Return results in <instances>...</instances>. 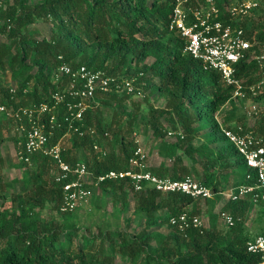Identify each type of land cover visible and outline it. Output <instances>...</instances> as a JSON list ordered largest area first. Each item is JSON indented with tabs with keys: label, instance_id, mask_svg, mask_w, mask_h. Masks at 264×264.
<instances>
[{
	"label": "trees",
	"instance_id": "1",
	"mask_svg": "<svg viewBox=\"0 0 264 264\" xmlns=\"http://www.w3.org/2000/svg\"><path fill=\"white\" fill-rule=\"evenodd\" d=\"M261 2L264 4V0ZM170 7V0H3L0 35L5 40L0 41V104L15 111L39 102L50 103L51 93L60 90L67 80L62 75L54 81V70L61 62L72 69L83 65L111 76H135L143 82V91L149 87V92L164 100L161 107L147 108L145 126L158 140L156 153L161 160L157 165H146L145 169L172 179L192 173L199 183L207 186L213 194L201 200L208 226L179 231L168 222L181 212L199 215L201 209L193 205L197 198L180 192L160 193L145 183L140 191H133L127 178L103 179L90 186L89 209L95 207L92 201L100 195L99 207L110 199L111 217L118 219L126 210L130 192L135 196L131 214L142 221L143 228L127 234L101 224L96 235H79L80 246L73 248L72 238L80 229L76 220L79 206L67 212L58 210L60 186L50 175L54 161L35 152L29 155L28 162L16 159L18 162L10 164L21 170V190L6 193L7 185L14 180H0V264H114L115 256L128 264L258 261L257 255L246 251L245 243L258 234L264 235V189L257 190L254 201L249 195L229 200L218 194L254 181L252 171V178L245 179L249 169L224 138L214 118L228 102L231 107L222 123L226 128L234 127L235 124H228L235 111L229 100L230 87L223 84L217 72L203 69L183 51V40L167 28ZM38 20L49 24L47 36L38 37V32L29 28ZM240 23L249 35L254 33L255 44L249 50L264 52L261 48L264 21L257 10ZM5 71L13 87L4 85ZM256 71L254 60L242 59L235 64V75L246 84L257 78ZM139 72L141 76L137 75ZM244 100L257 102L262 108L252 115H258L252 125L247 127L245 122L238 125L259 137L264 148V86L256 95L239 101ZM66 101L72 98L65 96L63 102L46 113L54 115L48 144L67 131ZM125 101L133 109L138 105L120 92H95L81 120L71 119L81 133L70 131L69 146L61 150V158L68 163L83 162L93 177L108 170L132 168L128 159L137 145L128 135L136 124L132 110H124ZM104 108L110 110L109 118L103 116ZM44 121L47 123L46 117ZM22 122L27 126L25 120ZM6 123L12 124L13 133L11 137L0 134V144L9 139L16 155L22 144L15 129L18 121L0 112V131ZM201 130L202 140L194 145L192 141ZM183 155L189 166L181 164ZM163 159L169 160V167ZM3 161L0 156V165ZM222 198L224 202L217 212L226 211L233 218L232 225L224 229L216 226L217 213L213 210ZM254 205L257 208L250 229L255 233L252 236L244 226V218ZM46 207L50 210L47 219L43 217Z\"/></svg>",
	"mask_w": 264,
	"mask_h": 264
},
{
	"label": "built area",
	"instance_id": "2",
	"mask_svg": "<svg viewBox=\"0 0 264 264\" xmlns=\"http://www.w3.org/2000/svg\"><path fill=\"white\" fill-rule=\"evenodd\" d=\"M219 1L170 0L167 28L173 30L183 40V51L197 60L203 69L214 70L219 74L223 84L230 87L229 100L239 101L249 95H256L264 86V52L254 53L249 50L255 44L254 33L249 35L240 23L245 17L252 15L254 10H257V15H260L261 20L264 21V4L261 0L234 2L221 0L218 3ZM242 59L254 60L256 63L257 78L248 84L235 75V64ZM62 75L67 77V80L60 90L51 93L50 103L39 102L15 111L6 110L0 104V112L4 111L6 115L18 121L15 129L22 137V144L15 155L16 159L28 162L30 154L39 152L54 161L50 175L60 186L61 198L58 205L60 212L72 211L77 206L87 203L91 193L90 186L96 185V182L103 179L127 178L133 191H140L142 184L145 183L160 193L180 192L197 199H204L213 194L207 186L188 174L179 179H172L149 172L145 169L146 153L138 145L128 159L132 168L108 170L96 177L92 176L91 171L81 161L65 162L60 156L61 150L64 149L59 145L60 137L70 133L71 130L79 131V126L72 125L71 119L81 120L82 112L89 106V101L93 100L95 92L116 91L131 98H142L144 91L143 82L137 81L135 76H111L103 70H92L83 65L72 69L65 62H61L54 70V81H58ZM137 75L142 74L139 72ZM65 96L72 98V101L64 103L68 111L64 117L67 131L54 143L48 144L54 115H46V113L63 102ZM246 108L249 115L258 111L253 101H250ZM43 117H46L47 123ZM22 120L26 121L27 126ZM220 131L249 169L245 179L252 178V171L254 181L250 184H238L218 194H224L229 200H237L249 195L254 201L258 196L257 190L264 189V148L261 139L253 135L250 130H243L238 124L232 128L220 127ZM217 214L225 226L232 225L233 218L230 213L219 211ZM168 222L179 231H184L188 227H203L198 215H187L185 212L170 217ZM245 249L258 256L255 264H264V235L258 234L246 241Z\"/></svg>",
	"mask_w": 264,
	"mask_h": 264
},
{
	"label": "rangeland",
	"instance_id": "3",
	"mask_svg": "<svg viewBox=\"0 0 264 264\" xmlns=\"http://www.w3.org/2000/svg\"><path fill=\"white\" fill-rule=\"evenodd\" d=\"M230 1H235V0H230ZM2 2H3V0H0V4ZM0 24H1V20H0ZM29 28L36 30L38 32V37H41V36L43 37V36L48 35L49 24L43 20H38V21H35L34 23H32L31 25H29ZM2 40H5V37L3 35H0V41H2ZM261 48L264 51V45ZM146 62L148 63L149 59ZM4 79L6 80V82H4V85H8L9 87L10 86L13 87V84L10 82L9 75H8L7 71H5ZM149 89H150L149 87L144 88V97L145 98H143V97L142 98H132V100L136 101L138 104L136 108L133 109L130 102L125 101L124 102V110H125V112H128V111L130 112L132 110V114L134 115V123L136 124V126H133V128H134L133 132L130 135H128L129 138L132 139L135 142V144L138 145L139 147H141V149L146 153V158H145L146 165L154 166V165H157L159 163V161L161 160V158L156 153L158 140L150 134L149 130L146 129L145 121L147 118L148 106L161 107V106H163L164 100L161 96L157 95L156 93L149 92ZM249 102H250L249 100H244L243 102L232 101V104L235 107V111H234L232 117L230 119H228V124H239L241 122H245L247 127L252 125L254 119L258 115L254 117L252 115L247 114L246 106ZM255 104H256L257 108L259 110H261L260 109V108H262L261 105H259V103L257 104V102H255ZM230 105L231 104H229V103L224 104L223 106H221V108L214 115V118L219 123L220 127H224L222 120L224 118L226 119V117L228 116V112H229L230 107H231ZM102 114L106 118H109L110 117V110L107 108H104L102 111ZM120 118L122 120H124V117H122V115H120ZM162 122H163V120H162ZM195 124H200V122H197ZM202 132H203V130L199 131L198 135L193 139L192 143L194 145L201 142ZM12 133H13V126H12V124L9 125L7 123H6V126L3 127L0 131V134L2 137H6V136L11 137ZM69 136H70V133L68 132L64 136L60 137L59 145L62 148H66L69 146ZM168 136L170 137V135H168ZM168 136L166 138H168ZM171 139H173V138H171ZM177 152L182 155L181 150H177ZM14 153L15 152H14L13 145L9 139L4 140L0 144V156L4 160L2 165H0V180L5 181V182H9L10 180H14L12 182L10 181V183L7 185L6 191H5L6 193H9L11 190L12 191L21 190V187H22V183H21V179H20V175H21L20 168L17 166L12 167L10 165V164L16 163V161H17ZM163 161L165 162L166 166H168V167L170 166L169 160L163 159ZM181 164H183L185 166H189L188 158H186L184 155L182 156ZM187 174L195 179V177L192 173H187ZM45 178H46V180H49L48 176H46ZM220 196L226 198V196L224 194L223 195L221 194ZM224 198H222L215 205V207L213 209L214 212L217 213L220 205L224 202ZM126 199H127L126 210L120 215V217L118 219H113L111 217V214H112L111 212L113 210V206H112L110 199H106L105 201H103L102 207H99L100 206L99 204L101 202L100 201L101 200L100 195L96 196L95 199L92 201V202H94L95 207H93L91 210L89 209V206H88L89 205L88 203L90 201V197H89L87 203L79 206L78 210H77L76 220H77L78 226H80V229H78L76 231L75 237L72 238L73 248L80 246L81 242H80V237H78L79 235H82V234H84V235L89 234L90 235L91 233L96 235L97 226L101 225V224H106L107 226H110V228H117V229L119 228L124 233H127V234H133V233H136L139 230H141L143 228L142 221L139 218L134 217L131 214L133 204L135 202L134 194H131L129 192ZM193 205H195L201 209V212L198 215V217L200 219L201 225L203 227H207L209 224V221H208V217L206 215V212L204 210L205 204H204L203 200L196 199L195 202L193 203ZM188 208H189V206L187 207V209ZM256 208H257V205H254L250 210H248V212L245 214V218H244V226L247 229H249V234H251L252 236H254L255 233H253V231H251L250 229L252 228L251 224H252V220H253ZM43 217L45 219L50 217V210L48 207H46L44 209ZM127 218L129 219L128 221H126ZM104 220L106 222H103ZM215 224L217 227H221L222 229L225 228V225L218 218V214H217L216 219H215ZM151 244H154V241H151ZM114 264H128V262L120 260L118 256H115Z\"/></svg>",
	"mask_w": 264,
	"mask_h": 264
}]
</instances>
